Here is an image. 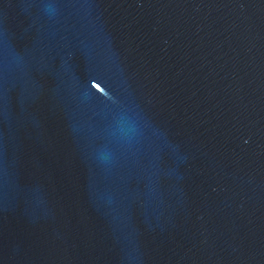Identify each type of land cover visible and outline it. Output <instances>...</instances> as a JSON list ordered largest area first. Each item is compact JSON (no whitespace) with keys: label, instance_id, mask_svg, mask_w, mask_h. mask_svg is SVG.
<instances>
[{"label":"water","instance_id":"water-1","mask_svg":"<svg viewBox=\"0 0 264 264\" xmlns=\"http://www.w3.org/2000/svg\"><path fill=\"white\" fill-rule=\"evenodd\" d=\"M0 264H264V0H0Z\"/></svg>","mask_w":264,"mask_h":264}]
</instances>
